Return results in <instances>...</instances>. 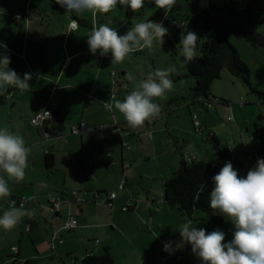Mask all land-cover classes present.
<instances>
[{"label": "rangeland", "instance_id": "obj_1", "mask_svg": "<svg viewBox=\"0 0 264 264\" xmlns=\"http://www.w3.org/2000/svg\"><path fill=\"white\" fill-rule=\"evenodd\" d=\"M179 4L180 10L177 8ZM158 10L152 0H145L144 6L135 11V15L128 20L126 10L118 4L110 12L97 13L94 16L91 11L82 14L66 12L56 0H0V52L8 53L10 50L13 56L12 53L18 50L28 55V62L23 61L20 56V59L15 60L11 57L12 69L23 76L24 73L20 71L24 72L21 66L25 63L37 69L38 56L33 60L30 55L38 52L41 58H45L48 54H55L56 58L62 61L64 51L61 46L64 45V37L68 40L87 37L90 34L92 28L86 26H80L77 35L68 33L69 27L66 25H71L73 14L84 19L89 17L93 26L106 24L119 35H124L134 23L146 20L158 22L160 16H157L156 20L151 18ZM167 13L169 22L164 26L169 29L170 36L177 46V54L165 51L163 44L154 41L152 48L145 47L134 51L121 63H112L110 52L102 56L100 63L99 60H93L91 67H87L81 58L70 63L69 70L74 64L82 69L89 68L97 72L102 67V92L108 97L102 95L100 102L111 101L113 98L122 101L126 94L133 91L141 80L146 79L147 75L156 69L175 67L178 70L176 74L170 75L173 81L172 89L162 97L153 98L160 106L159 114L149 118L141 126L130 127L119 110L109 111L102 103H97L102 107V113L95 115V126L89 129L96 128L99 140L91 145L90 165L86 171L82 172L77 168L82 167V162L79 161L82 158V150L79 145L70 143L73 147L71 151L69 148L64 149L63 141L45 140L40 128L29 122L33 114L24 115L22 104L12 106L9 100L0 102V121L13 114L12 121L18 119L21 122L18 125L25 126L19 135L30 142L25 145L30 148V164L25 169V175L31 174L32 178L28 180H34L27 186L33 194L32 217H37L45 229L43 232L36 226L32 231H26V216L10 231L0 228V264H21L23 259L15 260L13 254L16 255L19 251L20 257L35 254V244L43 249L41 256L36 260L37 264H81L82 257L87 253L102 254L106 246H110L114 264H201L200 259L192 253L190 244L175 250L173 254L163 250L165 242H178L181 239L179 226L189 219L198 229L204 228L206 234L216 229L223 231L224 243L233 239L235 227L224 214L222 221L215 223L205 211L196 210L192 216H184L177 208L169 206L164 199L163 179L173 175L181 159L188 162L193 159L214 161L220 170L228 160L221 159L214 149L211 134H215L225 147H233L237 159H242L243 163H250V168L253 167L258 158L262 159L259 152L261 131L256 130V125L264 127V118L260 117V103L264 104V99L253 92L242 78L223 68L221 78L210 83L211 96L223 97L231 103H215L212 97H209L211 101H207L201 98L204 96H198L195 103H190L193 100L191 97L196 95V80L185 76L189 71L185 63L180 61L182 55L179 45L182 27L190 26L186 21L190 6L184 0H176L175 6ZM254 30L264 38V24H257ZM193 31L199 35L197 55H201L202 42L209 39L210 34L201 24L194 26ZM50 37H53L52 40L48 39ZM229 39L236 46L241 59L249 66L252 82L258 89L264 90V45L255 46L235 34H230ZM5 43L9 48L2 47ZM23 43L25 48L22 50ZM38 46L40 50L37 51ZM43 67L42 65L40 69L44 70ZM17 68L20 71L16 70ZM26 71L29 72V68ZM129 73L136 77L134 81L128 80ZM88 75L87 73L83 77L84 81H88ZM64 78H67L66 74ZM241 97L245 103L241 101ZM31 109L29 107V110ZM83 118L86 119L81 116V119ZM87 125L90 127V122H87ZM166 126L171 134V138H166L167 140L164 139L168 136L166 132L157 131V128L166 129ZM53 144L55 146L50 148ZM39 145H42L40 149H34ZM45 147L53 150L57 162L53 169L46 171L43 170ZM123 148L125 156L122 158ZM99 150L102 154V160L98 161L100 169L92 170L91 153ZM105 150L109 152L106 153ZM31 152H36L37 157H33ZM250 155L253 159H249ZM122 160L128 164L125 176ZM233 168L238 176L246 174L245 168L241 170L234 165ZM1 174L6 180L9 179L2 170ZM123 177H126V186L120 189L117 181ZM20 182L14 186L11 181L9 186L13 184V187H18L24 183V187L27 183L24 180L21 184ZM83 184H88L89 187H83ZM101 184L114 186L108 188L109 192L113 189L118 194L113 205L101 203L106 199L105 192L100 193L98 201L94 200L92 193L100 190ZM73 190L88 194L87 198L72 202ZM56 197L61 200L71 199L61 205V213L58 216L49 208V202ZM37 198L40 199V206ZM127 204L136 206L134 209L125 210L123 206ZM149 204L150 207L147 208ZM26 207L30 210L29 206ZM69 214L78 221V226L71 230L62 227ZM54 230L63 240L56 246L57 253L53 252L45 235L50 237Z\"/></svg>", "mask_w": 264, "mask_h": 264}, {"label": "clouds", "instance_id": "obj_2", "mask_svg": "<svg viewBox=\"0 0 264 264\" xmlns=\"http://www.w3.org/2000/svg\"><path fill=\"white\" fill-rule=\"evenodd\" d=\"M152 2L157 8L165 10V18L167 12L176 4V0ZM56 3L66 12L82 14L91 11L95 16L97 13L110 12L118 3L138 11L144 6L145 0H56ZM77 27V22L73 20L68 33H73ZM168 35L169 29L164 26L163 21L146 20L134 23L124 35H119L106 24L93 26L86 42L93 55L98 50L100 56L110 52L112 63H121L134 51L145 47L152 48L154 41L164 44ZM198 39V33L182 27L179 37L180 55L186 61L196 58ZM2 47L6 48V45ZM10 63V56L6 52H0V94L7 91L9 86L21 92L29 90L31 74L26 72L21 76L9 67ZM177 71L175 67L156 69L146 79L141 80L133 91L126 94L122 101L113 98L100 103L109 111L119 110L130 127L141 126L146 120L159 114L160 106L153 98L162 97L172 89L170 75ZM127 78L129 81L136 79L131 73ZM42 111L44 119H51L50 112ZM29 153L30 148L25 146L21 135L13 133L7 127L0 128V170L6 173L9 180H24ZM9 180L0 176V199L11 195ZM212 180L215 186L210 193V207L229 218L235 227L233 239L224 243L223 231L216 229L206 234L204 228L198 229L189 219L179 226L181 239L178 242H165L163 250L173 254L175 250L190 244L192 253L200 259L201 264H264V159L258 158L246 177L238 176L232 163L226 161ZM32 215V211L26 209L23 202L17 207L16 201L12 200L3 215H0V228L10 231L23 217Z\"/></svg>", "mask_w": 264, "mask_h": 264}, {"label": "crops", "instance_id": "obj_3", "mask_svg": "<svg viewBox=\"0 0 264 264\" xmlns=\"http://www.w3.org/2000/svg\"><path fill=\"white\" fill-rule=\"evenodd\" d=\"M73 16H74L73 20H75L78 23L77 29L73 32L74 35H77L79 33L80 26H86V27H91V28L93 27V23L89 17L84 19V18H80L79 15L73 14ZM66 26L69 27L70 24L68 23ZM66 29H67V27H66ZM63 30H65V29H63ZM73 33H70V34H73ZM52 38L53 37H50L48 39L52 40ZM66 40H67L66 37H64V41L62 42L64 45L61 46V48L64 51V57H62V61L59 58H56L57 56L55 54H51V55L48 54L45 58H41V56H39L38 52L35 55H30L31 56L30 59H33V60H35L36 56H38V58L36 59L37 69H34L32 66H29L26 63L21 66V67H23L22 69L24 70V72H21L20 70H18V68L16 69V70L20 71V73H26L27 72L26 69L29 68V72H27V73H30L32 76V79L29 82L30 86H31L30 89L21 92L17 88L9 86L7 88V91H4L2 93V94H5V98H4V101L2 103H4L6 100H9L12 106L22 104L21 106L23 107L24 115L28 116L27 113L33 114L30 117L29 122H31V119L37 113L42 112V110L51 108L50 109L52 112L51 119H47L50 122L48 124H45V126H43V127L38 126V125H36V126H38L40 128V131H41V133H43L42 135H44L45 140L56 139V140L63 141L64 142V149L69 148L72 151L73 147L70 145V143L79 145L80 149L82 150L80 153L82 158L79 160L80 162H82V167H77V168L83 172V171H86V169H88L87 167L90 165L89 164V158H90L89 154H90L91 145L93 143L95 144V142H97L99 140V135L95 132L96 128L89 129V128H92L95 126V121H96L95 115H97L98 113H102V107L98 106L97 103H100V100H102V95L105 96L106 98L108 96L106 95V93L102 92V67L98 72L94 69L90 70L89 68L82 69V67L76 66V64H74V66L71 67L72 70L68 69L70 63L74 62L78 58H81L82 61H84V63L87 65V67H91L93 60H99V63L102 62V56L99 55V50L97 51V53L95 55H93L89 51V48H88V45L86 42L87 37H85V36L79 37V38L76 37L75 39L71 38V39H68L67 41ZM5 45H6V43H5ZM6 48H9V46L6 45ZM24 48H25V46L23 43L22 50ZM38 50H40V46L37 47V51ZM7 54L10 56V59L12 57L13 60H15L17 58L18 59L21 58L23 61L24 60L26 62L29 61L28 55L20 53L18 50H16L15 53H12L13 56H11L10 50H8ZM23 55L25 56V58H23L24 57ZM19 56H20V58H19ZM42 65L44 66L43 67L44 70L40 69ZM9 67L12 68L11 63L9 65ZM41 70H43V71H41ZM87 73L90 75V77H89L90 80L88 79V81L86 80L87 81L86 82L83 80V77H85ZM65 74L67 75V78H64ZM13 89H17V90H13ZM198 96L197 97L196 96L191 97V99H193V100H191L190 103H195L196 101H194V99L199 98ZM29 107H31L32 109L29 110ZM56 109L58 110V112L56 111ZM81 116H85L86 119L85 118L81 119ZM12 117H13V114H11L8 118L4 119L3 121L1 120L0 121V128L7 127L13 133L20 134L25 126L24 127H22V125L19 126L18 124L21 122L18 119L15 122L12 121ZM82 120H85L87 130L80 132V133H76V134L72 133L73 126L79 125ZM249 120H251V118H249ZM87 122H90V127L87 125ZM31 124H33V123L31 122ZM157 129H159V130H157L158 132L163 131V132H166V134H168L167 137H165V138L163 137L164 139H166V138L170 139L171 138V134H170V131H169L167 126H166V129H161V128H157ZM85 132H86V134H83ZM71 135H80V137L79 136H71ZM24 141H25V145L30 143L29 140H24ZM54 146L55 145L53 144V145H51L50 148H52ZM41 147H42V145H39V146L35 147L34 149H40ZM47 151H53V150H51V149L48 150L47 147H45L44 148L45 154ZM108 152L106 151V153H108ZM86 153H87V155H86ZM36 154H37L36 152H31V155L33 157H37ZM85 155H86V157H85ZM77 156H78V154H77ZM91 156H93V157H91V162H92L91 165L93 166L92 170H95V169L99 170L100 168H99L98 161L102 160V154H101L100 150H99V152L97 151L96 153L92 152ZM108 156H110V155L108 154ZM124 156H125V149L123 148L122 153H121V157L123 158ZM110 160H112V162H114V160L112 158ZM241 161H242V159H241ZM44 162H45V155H44ZM28 164H30L29 161H28ZM56 164H57V162L55 160V166H56ZM127 167H128V164L124 163V161L122 160V171L124 173V176H125ZM31 168H33V167L31 166ZM43 170L46 171L49 169L45 166V168ZM46 174H45V176L48 175V174L47 175ZM0 175L2 176L1 170H0ZM48 176L50 177L51 175H48ZM29 178H32V176H31V174L28 173L25 175L24 181L27 183L24 185V187L22 185L24 183L21 184L22 181L20 182V184H21L20 186L13 187V184L15 186V184H18L19 182H14V181L8 179L9 182H11V181L13 182V184L10 186L11 195L7 198L0 199V215H3V212L5 210H7V208H5V206L9 207L8 206V200H10L11 197H13V196H25V197L30 198L31 196H33V194L31 193L32 192L31 189L28 188L27 186H29L28 183L31 184L32 182H34V180H28ZM124 178H126V177H123L119 180H118V178L116 179V180H118L117 181L118 182V188H120V182ZM165 179H163V182ZM47 180H49V179H47ZM65 182H67V177L65 179ZM43 183L44 182L42 181L41 184H43ZM65 184H68V183H65ZM84 186L89 187L88 184H83V187ZM115 187H116V184H115ZM108 188H114V186L108 187V186H102V184H101L100 190H98L96 193H99V195L101 196L100 193L105 192V197L107 198L109 196L110 192H114L113 189H112V191L109 192ZM123 188H125V187H123ZM123 188H120V189H123ZM77 192H78V195H77L78 199L82 198L85 200V198H87L88 194L80 193L79 191H77ZM28 195H30V196H28ZM71 195H72V193H71ZM94 195H95V193L93 192L92 193L93 198H94ZM73 198H75V197L72 195L71 196L72 202H74V201L79 202L78 199H73ZM117 198H118V194H117ZM71 199H69V201ZM37 200H38V204L40 206L41 205L40 199L37 198ZM115 200H114V202H115ZM31 201H32V199H30V202H29L30 203V210L33 213V207L31 205ZM1 204L3 206H1ZM135 206H133V207L135 208ZM134 208H132V209H134ZM60 213H61V211H59L58 214L54 213V215L58 216V215H60ZM34 218L35 217H32V216L31 217L26 216V227H25L26 231H32L33 227L38 226L44 232V230H45L44 226L41 224V222L38 220L37 217H36V219H34ZM23 219H25V218L23 217ZM45 222L48 223L47 218H45ZM83 224L87 225V223H83ZM28 226H30V227L28 228ZM52 227H53V223H52ZM55 231L56 230H54L50 234V237L54 234ZM45 235H46V238H48L47 234H45ZM49 244H50V242H49ZM35 248H36V253L32 254L28 257H20L21 251H19L16 255L13 254V257H15V260H20L19 258H21L23 260H25L27 258H31L37 264L36 260L41 256V251H43V249L40 248L37 244H35ZM109 248H110V246H109ZM56 253H57V247H56ZM87 254H90V253H87ZM95 254H97V253H95Z\"/></svg>", "mask_w": 264, "mask_h": 264}, {"label": "trees", "instance_id": "obj_4", "mask_svg": "<svg viewBox=\"0 0 264 264\" xmlns=\"http://www.w3.org/2000/svg\"><path fill=\"white\" fill-rule=\"evenodd\" d=\"M190 6V13L186 14V21L190 23L188 29L193 31L194 26L201 24L205 30L210 34L209 39H204L201 47V55H196V58L192 61H186L183 56L180 58V61L185 63V66L188 68L189 73L185 76H191L196 80L194 89L200 87L202 79L196 75V73H203L209 71L214 67L215 61L217 59V50H216V37H217V28L216 26L208 19L206 14L198 9L199 0H184ZM211 6L223 12L228 16H234L246 21H249L254 30L257 24H264V0H208ZM120 8L126 10V17L129 20L135 15V11L127 8V6H121L118 3ZM178 10L181 9V4L177 6ZM169 13H167L168 15ZM160 16L163 24L169 22V19L165 18V10L159 9L155 15L151 18L156 20V17ZM255 31V30H254ZM230 34H235L237 36L244 37L247 41L253 45H264L261 41H252L248 40L242 33H235L229 31L227 34V46L231 52V58L237 68L242 72L239 74L231 66L223 63L219 66L209 81L207 82L204 89V100L211 101L209 97H212V100L215 103L222 101V104L229 105L231 102L225 100L223 97L219 98L218 96H211L210 83L214 79L221 78L223 68H227L233 75H236L242 78L246 85L249 88L256 92L260 98L264 99V90L258 89L256 85L252 82L250 76V68L247 63L241 59L236 46L230 41ZM260 35V34H259ZM163 48L167 52H172L177 54V46L172 40L171 36L168 35L165 37V43ZM198 96V95H193ZM5 94H0V102H3ZM198 98H195L197 100ZM241 101L245 103L244 98L241 97ZM262 114L261 118H264V104L260 103ZM51 109V108H49ZM58 112V110L56 109ZM45 126V125H44ZM47 127V126H46ZM256 130L261 131L259 135V152L261 153L262 159H264V127L260 128L256 125ZM214 149H216L218 155L221 159H227L234 166H237L239 169L243 170L245 168L246 174L242 177H246L248 170L250 169V163H243L236 158L235 150L233 147L224 146L219 138L215 134H211L210 137ZM253 159V156L249 157ZM56 156L53 151H47L45 154V166L48 169H52L55 166ZM219 172L218 166L214 161L209 160H199L193 159L191 162H188L186 159H182L179 163L178 169L171 175L169 178H166L163 182L164 190V199L169 206L177 208V210L184 216H192L196 210H202L208 213L211 216V219L215 223H219L223 219V214L218 210L214 211L210 207V193L214 188V182L212 177ZM1 176V175H0ZM21 197V196H13ZM9 201V200H8ZM65 204V203H62ZM9 206V205H8ZM30 207V206H29ZM134 207H131L128 210H131ZM55 214H58L59 211H52ZM56 232V231H55ZM54 232V233H55ZM53 236V235H52ZM51 236V237H52ZM49 239V237L47 238ZM56 253V252H54ZM114 257L110 251L109 246L105 247V252L102 254L90 253L82 257L81 264H114ZM21 264H36L33 259L27 258L21 262Z\"/></svg>", "mask_w": 264, "mask_h": 264}, {"label": "water", "instance_id": "obj_5", "mask_svg": "<svg viewBox=\"0 0 264 264\" xmlns=\"http://www.w3.org/2000/svg\"><path fill=\"white\" fill-rule=\"evenodd\" d=\"M198 9L204 12L208 19L217 28V59L215 61L214 67L209 71L203 73H196V75L199 76L202 81L200 87L197 88L194 93L196 95L203 96L205 86L209 81L210 77L212 76L214 71L223 63H226L227 65L235 69L239 74H242V72L237 68V66L233 62L231 58V52L227 46V34L229 31H233L235 33H242L248 40L252 41H261L264 43V38L252 29V25L249 21L234 16H228L223 12L214 9L208 0H199ZM49 122V120H46L45 124H48ZM149 207L150 204L147 206V208Z\"/></svg>", "mask_w": 264, "mask_h": 264}, {"label": "built area", "instance_id": "obj_6", "mask_svg": "<svg viewBox=\"0 0 264 264\" xmlns=\"http://www.w3.org/2000/svg\"><path fill=\"white\" fill-rule=\"evenodd\" d=\"M44 111H48L51 113V116H52V112L50 109H45ZM194 119H196V117L194 116ZM47 119H44V114H43V111L42 112H39L37 113L32 119H31V122L35 125H38V126H41L43 127L45 125V121ZM197 122V121H196ZM102 127V126H101ZM87 130V126H86V122L85 120H82L80 122L79 125L77 126H73L72 128V133H80V132H83V131H86ZM126 185V179H122V181L120 182V188H123L125 187ZM72 195L75 197L73 199H78L77 195H78V192L76 190H73L71 191ZM100 195L99 193H95L94 195V200L95 201H98L100 199ZM32 197L28 198V197H25V196H21V197H14V198H10V200L8 201V205L10 204V202L12 200H15L16 201V206L19 207V205L23 202L24 203V207L26 206H30V199H32ZM117 198V193L116 192H111L109 194V196L101 201V203L103 202L104 204H109V205H113L114 204V200ZM68 200L67 199H63L61 200L59 197H56V198H53L49 203V208L50 210L54 211H59L60 210V207L62 205V203L64 202H67ZM135 206L134 204H127L125 206H123V208L125 210H128L130 209L131 207ZM78 226V221L77 219H75L74 216L72 215H69V218L68 220L66 221V223L62 226L63 228L65 229H72V228H75ZM30 226H28L29 228ZM49 242L51 244V248L54 252H56V245L57 244H60L63 242L62 238L61 237H58L57 236V233L55 232L53 234V236L49 239ZM97 243H99V240H97Z\"/></svg>", "mask_w": 264, "mask_h": 264}]
</instances>
